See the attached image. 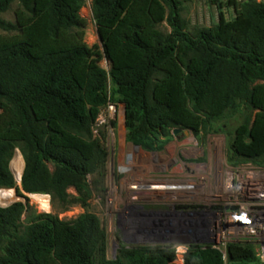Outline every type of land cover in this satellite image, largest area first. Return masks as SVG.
I'll return each instance as SVG.
<instances>
[{"label": "trees", "instance_id": "1", "mask_svg": "<svg viewBox=\"0 0 264 264\" xmlns=\"http://www.w3.org/2000/svg\"><path fill=\"white\" fill-rule=\"evenodd\" d=\"M84 5L0 0V188L20 193L10 167L19 149L25 192L63 208L73 189L88 208L108 157L95 126L115 102L125 107L127 141L146 152L162 151L176 129L200 137L240 113L229 163L264 167V2L229 0L232 20L220 13L191 32L178 0H92L109 71L99 46L85 41ZM106 252L107 233L91 212L65 221L23 202L0 207V264H175L171 246L122 248L113 260ZM184 264L260 262L253 246L230 244L227 259L191 246Z\"/></svg>", "mask_w": 264, "mask_h": 264}, {"label": "rangeland", "instance_id": "2", "mask_svg": "<svg viewBox=\"0 0 264 264\" xmlns=\"http://www.w3.org/2000/svg\"><path fill=\"white\" fill-rule=\"evenodd\" d=\"M178 1L181 3L182 17L191 32L196 28H209L217 24L220 13L227 20L235 17L234 9L228 5L229 0ZM16 8L17 4L13 5L4 18L14 21ZM81 16L87 22L86 43L89 46H99L103 54L101 66L109 71V62L104 56L93 17L92 0H85ZM162 30L169 31L167 24L162 26ZM113 104L114 112L107 106L102 109L94 130L95 136L103 139L108 157L103 175L94 178V183H91L93 192L88 208L78 203V195L73 189L69 190L70 204L63 205V208L59 203H53L48 194H32L26 205L36 214H54L65 221L76 219L87 211L97 215L107 233L106 256L110 260L116 259L122 248L171 246L175 251L174 263L184 264V256L191 246H208L204 241L206 237L197 236L198 228L195 227L196 221L202 219V215L194 209L178 211L177 204L169 194L174 191L137 190L133 185H173L172 181L177 180L179 175H186L191 170L193 179L209 178L215 181L214 177L219 175L220 164L223 162V165H231L228 157L232 133L243 122L244 116L240 113L232 114L220 124L217 131L202 133L200 137L190 132L187 136L175 134L162 151L146 152L127 141L125 107L118 102ZM18 155H21V161L15 163ZM22 163L25 166L23 155L17 149L10 167L19 188L17 175ZM1 191L11 192L15 198L0 202V207L20 202L14 188H0ZM162 194L167 200L160 202L158 196L160 199ZM26 219L27 214H24L22 221L26 222Z\"/></svg>", "mask_w": 264, "mask_h": 264}, {"label": "built area", "instance_id": "3", "mask_svg": "<svg viewBox=\"0 0 264 264\" xmlns=\"http://www.w3.org/2000/svg\"><path fill=\"white\" fill-rule=\"evenodd\" d=\"M107 107L115 111V104ZM224 165L220 164L215 181L193 179L192 170L179 175L172 181L179 187L172 199L200 212L197 236L204 235L208 246L225 259L230 244L251 245L264 264V167L252 162Z\"/></svg>", "mask_w": 264, "mask_h": 264}, {"label": "bare ground", "instance_id": "4", "mask_svg": "<svg viewBox=\"0 0 264 264\" xmlns=\"http://www.w3.org/2000/svg\"><path fill=\"white\" fill-rule=\"evenodd\" d=\"M16 161H21V155H18L17 158L15 159V163ZM23 163H22V166L18 172V175H17V180L20 181L21 180V172L23 170ZM133 188L134 189H137V190H150V191H175L177 189H179V187H176L174 185H171V184H146V183H137L136 185H133ZM32 195V194H31ZM30 195V196H31ZM48 196V195H47ZM14 195L10 192H5V191H1L0 192V202H8V201H11L12 199H14ZM49 198V196H48ZM49 206H50V199H49ZM45 209V208H43ZM47 210V209H46Z\"/></svg>", "mask_w": 264, "mask_h": 264}, {"label": "water", "instance_id": "5", "mask_svg": "<svg viewBox=\"0 0 264 264\" xmlns=\"http://www.w3.org/2000/svg\"><path fill=\"white\" fill-rule=\"evenodd\" d=\"M108 61V60H107ZM175 134H179V133H184L186 136L189 135V132H183L181 129H176L174 131ZM139 147V146H137ZM21 181H22V177H21V180H20V193L17 191V189H14L15 190V194H16V197L17 199L20 201V202H23L24 204H27L30 200H31V193H27L23 190L22 188V185H21Z\"/></svg>", "mask_w": 264, "mask_h": 264}, {"label": "flooded vegetation", "instance_id": "6", "mask_svg": "<svg viewBox=\"0 0 264 264\" xmlns=\"http://www.w3.org/2000/svg\"><path fill=\"white\" fill-rule=\"evenodd\" d=\"M183 132H185V131H183ZM186 132H188V131H186ZM175 134V133H174ZM179 134H184V133H179ZM169 194H171L172 195V193H169ZM164 194H162V196H161V198L159 199V196H158V201H160V202H162V201H164V200H167L164 196H163ZM168 198V197H167ZM162 200V201H161ZM176 204H177V210L178 211H184V210H186V209H191L190 208V206H188V205H184V204H179L178 202H175ZM177 219H179V217L177 218Z\"/></svg>", "mask_w": 264, "mask_h": 264}]
</instances>
